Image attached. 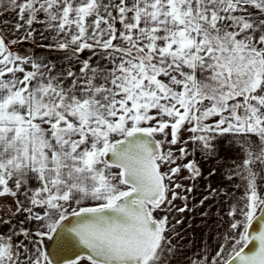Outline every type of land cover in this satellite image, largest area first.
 Segmentation results:
<instances>
[{
  "label": "snow or ice",
  "instance_id": "1",
  "mask_svg": "<svg viewBox=\"0 0 264 264\" xmlns=\"http://www.w3.org/2000/svg\"><path fill=\"white\" fill-rule=\"evenodd\" d=\"M186 213L211 245L177 243ZM48 242L264 264V0H0V264H61Z\"/></svg>",
  "mask_w": 264,
  "mask_h": 264
},
{
  "label": "crops",
  "instance_id": "2",
  "mask_svg": "<svg viewBox=\"0 0 264 264\" xmlns=\"http://www.w3.org/2000/svg\"><path fill=\"white\" fill-rule=\"evenodd\" d=\"M24 47H27V45H24ZM85 55H87V53H85ZM159 138V137H158ZM197 159H199V157H197ZM212 165L208 164L205 165V169L210 168ZM205 175H207V171H205ZM185 186H187L190 181H182ZM212 182H213V186H217V184H219V177H213L212 178ZM203 185H204V181L201 180L199 181V187L197 188V190L192 194L193 196L196 197V199L198 200L201 192L203 191ZM223 186V185H221ZM237 196H239L241 193L239 190L236 191L235 193ZM192 200L190 197L189 200V206H191ZM215 207L213 208V212H215ZM226 210V208H225ZM5 211H7V209H5ZM221 215H223V212L221 213ZM173 216L175 217V219H180L181 217L174 214ZM191 218V214H185L184 216V224L181 226V228H179L178 230L183 231L184 232V239L183 241H177L178 244H180L182 247H186V248H191V245L189 242L196 240L197 243H201V241H205L208 244H212V235L211 234H215L218 231V225H219V221L217 220V218L215 216H212L211 218H209V220L207 221V227H201V228H196L195 225L200 223V219L199 216L197 215L194 219L193 222V227L192 228H187V224L189 222V219ZM226 219V218H225ZM209 229H211V234L208 236H205V233H207L209 231ZM219 231H223V228L220 227ZM189 255H191V253H189ZM179 264H183V257H179Z\"/></svg>",
  "mask_w": 264,
  "mask_h": 264
},
{
  "label": "water",
  "instance_id": "3",
  "mask_svg": "<svg viewBox=\"0 0 264 264\" xmlns=\"http://www.w3.org/2000/svg\"><path fill=\"white\" fill-rule=\"evenodd\" d=\"M258 229H259V223L254 221L253 222V227L250 229V231H256ZM250 247H251V245H250ZM48 251L52 252L53 253V258L58 260V261H61V264H62V259L63 258L73 256L75 254V251H78V250H69L67 252H63V253L57 254L56 251H55L54 242H48Z\"/></svg>",
  "mask_w": 264,
  "mask_h": 264
},
{
  "label": "rangeland",
  "instance_id": "4",
  "mask_svg": "<svg viewBox=\"0 0 264 264\" xmlns=\"http://www.w3.org/2000/svg\"><path fill=\"white\" fill-rule=\"evenodd\" d=\"M186 174H187V173H182V175H186ZM178 179H180V178H178ZM178 191H180L182 195L184 194L182 190H178ZM175 203H176V206H177V207H179V206L182 205V202L179 201V200H177ZM174 214H175V213H174ZM186 214H187V213H186ZM200 244H201V243H200V242L197 243L196 240L191 241V243H190L191 248H197V249L199 248Z\"/></svg>",
  "mask_w": 264,
  "mask_h": 264
}]
</instances>
